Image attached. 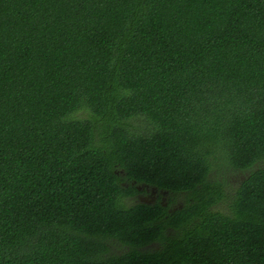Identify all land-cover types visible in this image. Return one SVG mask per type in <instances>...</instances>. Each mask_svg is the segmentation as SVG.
I'll return each mask as SVG.
<instances>
[{"label":"trees","instance_id":"trees-1","mask_svg":"<svg viewBox=\"0 0 264 264\" xmlns=\"http://www.w3.org/2000/svg\"><path fill=\"white\" fill-rule=\"evenodd\" d=\"M259 161L264 0H0V264H264Z\"/></svg>","mask_w":264,"mask_h":264},{"label":"rangeland","instance_id":"rangeland-1","mask_svg":"<svg viewBox=\"0 0 264 264\" xmlns=\"http://www.w3.org/2000/svg\"><path fill=\"white\" fill-rule=\"evenodd\" d=\"M73 116L75 117H86L87 114L85 113L84 110H79L77 111ZM131 123H133L135 126H143L144 122L141 120H135L131 119ZM262 166L264 165V161H259L255 167ZM247 174L246 169H241L238 168L234 165H232L228 159L224 156L223 158H219L217 161H215L212 164L211 172L209 174V177L212 181H219L222 184V190L226 192V195L224 196L223 199L219 200L216 202L215 207L220 209V210H229L230 203L232 201V198L234 196L233 193L239 188V185L241 182L245 179ZM144 191L141 196H144V198H149V191H146L144 189L140 190ZM163 195L165 197H163ZM160 195L157 199L158 201H167L171 206H178L179 204H185L189 202L190 195L188 192L184 193H179L178 195L175 194V196H170L169 194H163ZM134 200V198L132 199ZM172 200V201H171ZM125 204L127 203V200H124ZM113 244V243H112ZM158 244H156L153 247H157ZM114 248L121 249L122 247L118 246L117 243H114L113 246Z\"/></svg>","mask_w":264,"mask_h":264},{"label":"flooded vegetation","instance_id":"flooded-vegetation-1","mask_svg":"<svg viewBox=\"0 0 264 264\" xmlns=\"http://www.w3.org/2000/svg\"><path fill=\"white\" fill-rule=\"evenodd\" d=\"M137 188L139 189L138 192H136L135 194L131 195L130 198H135V201L142 202V203H147V204H156L158 202L157 198L160 195L171 193L169 190L162 189L160 187H157V186H154V185L145 184V183H142L141 185H137ZM142 189H144L146 191H149V196H150L149 198H144V196H141V194L144 192V191H140ZM163 197H165V196L163 195ZM161 202H162L163 205L168 207V211L169 212H172L173 210H175L177 207H179L181 205V204H179L178 206H171V204H169V202H167V201H164V202L161 201ZM156 242L157 241L151 242L148 246L151 245L153 247L156 244H158Z\"/></svg>","mask_w":264,"mask_h":264}]
</instances>
